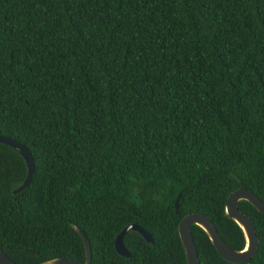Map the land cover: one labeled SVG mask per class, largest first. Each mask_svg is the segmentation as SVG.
<instances>
[{
	"label": "trees",
	"instance_id": "16d2710c",
	"mask_svg": "<svg viewBox=\"0 0 264 264\" xmlns=\"http://www.w3.org/2000/svg\"><path fill=\"white\" fill-rule=\"evenodd\" d=\"M0 250L16 264H186L178 236L224 214L238 189L264 202V0H0ZM179 197L175 212L174 203ZM250 264H264V217ZM135 225L114 250L116 236ZM199 264H230L191 227Z\"/></svg>",
	"mask_w": 264,
	"mask_h": 264
},
{
	"label": "water",
	"instance_id": "95a60500",
	"mask_svg": "<svg viewBox=\"0 0 264 264\" xmlns=\"http://www.w3.org/2000/svg\"><path fill=\"white\" fill-rule=\"evenodd\" d=\"M0 144L5 145L13 149L24 161L27 175L20 187L13 191V194H18L26 189L32 180L34 165L33 159L29 151L22 144L16 142L7 137L0 136ZM180 195L177 196L174 209L175 212L178 208ZM240 202L249 203L259 214L264 217V202H262L254 193L246 189H238L231 193L226 202L224 208L225 216L233 221L243 232L245 237L246 246L243 251H233L230 249L218 235L214 224L212 221L202 215H189L184 217L178 225V236L181 242V245L184 250L186 264H199L197 251L193 242L191 227L197 226L202 229L207 235L211 245L218 255L227 261L230 264H250V261L255 256L258 248V239L256 237L255 227L251 220L246 217L238 208ZM73 229L79 234L85 253V262L84 264H90L91 252L89 248L88 240L85 235L80 232L76 227ZM128 232H136L139 234L145 243L153 245V240L148 233H146L141 228L130 225L125 227L115 238L114 241V250L116 254L122 258L130 259L131 254L125 249L123 244V239ZM0 264H16L10 260L1 250H0ZM41 264H80L72 260L66 259H54Z\"/></svg>",
	"mask_w": 264,
	"mask_h": 264
}]
</instances>
